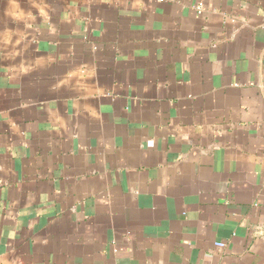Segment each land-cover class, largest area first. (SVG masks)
Wrapping results in <instances>:
<instances>
[{
  "label": "crops",
  "instance_id": "crops-1",
  "mask_svg": "<svg viewBox=\"0 0 264 264\" xmlns=\"http://www.w3.org/2000/svg\"><path fill=\"white\" fill-rule=\"evenodd\" d=\"M0 264H264V0H0Z\"/></svg>",
  "mask_w": 264,
  "mask_h": 264
},
{
  "label": "built area",
  "instance_id": "built-area-1",
  "mask_svg": "<svg viewBox=\"0 0 264 264\" xmlns=\"http://www.w3.org/2000/svg\"><path fill=\"white\" fill-rule=\"evenodd\" d=\"M160 1L163 2L165 0H160ZM217 245H218V247H221V248H223L225 246V244H217Z\"/></svg>",
  "mask_w": 264,
  "mask_h": 264
}]
</instances>
